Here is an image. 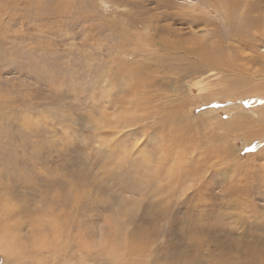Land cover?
Here are the masks:
<instances>
[{"label": "rangeland", "instance_id": "374dc122", "mask_svg": "<svg viewBox=\"0 0 264 264\" xmlns=\"http://www.w3.org/2000/svg\"><path fill=\"white\" fill-rule=\"evenodd\" d=\"M263 250L264 0H0V264Z\"/></svg>", "mask_w": 264, "mask_h": 264}, {"label": "bare ground", "instance_id": "6f19581e", "mask_svg": "<svg viewBox=\"0 0 264 264\" xmlns=\"http://www.w3.org/2000/svg\"><path fill=\"white\" fill-rule=\"evenodd\" d=\"M233 9H234V8H233ZM231 10H232V8H231ZM193 42H195V41H193ZM198 43H199V42H198ZM201 44H202V43H201ZM199 45H200V44H199ZM147 46H148V45H147ZM148 47H149V46H148ZM181 47H183L182 44H181ZM184 47H185V46H184ZM196 47L199 48L197 45H196ZM200 47H201V46H200ZM185 49H187L188 52H189V51L191 52V50H192V49H190V48H188V47L185 48ZM193 49H195V51H196L195 54H196V53H197V54L199 53V54L201 55V52H202V55L204 54V50H201V51L199 50V51H198V49H196V48H194V47H193ZM199 49H200V48H199ZM138 51H139V50H138ZM149 51H150V50H149ZM192 51H193V50H192ZM190 52H189V54H190ZM192 53H193V52H192ZM193 54H194V53H193ZM144 55H145V54H144ZM147 56H148V55H147ZM168 57H169V56H168ZM203 57H204L206 60H212V57H211V56L203 55ZM147 58H148V57H147ZM187 58H188V57H187ZM188 59H189V58H188ZM180 60H183V59L181 58ZM184 61H185V60H184ZM184 61H183V62H184ZM152 64H153V63H152ZM185 64H186V63H185ZM147 65H148V64H146V67H148ZM151 66H152V65H150V67H151ZM143 67H145V65H144ZM152 69H153V68H152ZM183 69H184V68H183ZM137 70H138V69H137ZM187 70H188V69H187ZM151 71H152V70H151ZM155 71H156V70H155ZM139 72H140V71H139ZM156 72H157V71H156ZM185 72H186V71H185ZM140 73H141V72H140ZM142 73H143V72H142ZM154 73H155V72H154ZM182 74H183V73H182ZM246 146H247V145H246ZM253 150H254V149H253ZM258 155H259V154H258ZM7 228H8V227H7ZM127 245H128V243H127ZM130 245H131V244H130ZM133 249H134V248H133ZM137 251H139V250H137ZM263 251H264V250H263ZM116 252H117V251H116ZM134 252H135V251H134ZM113 253H114V251H113ZM122 253H123V252H122ZM125 253H126V252H124L123 254L125 255ZM130 253H131V252H130ZM136 253H137V252H136ZM139 253H140V252H139ZM126 255H127V254H126ZM140 255H141V253H140ZM263 255H264V254H263ZM127 256H128V255H127ZM128 257H129V256H128ZM120 258H121V257H120ZM130 258H131V257H130ZM122 259L124 260V258H122ZM119 260H120V259H119ZM123 260H122V262H123ZM125 260H126V258H125ZM130 260H132V259H130ZM130 260H129V262H130ZM134 262H135V261H134ZM123 264H124V263H123ZM130 264H131V263H130ZM137 264H139V263L137 262ZM172 264H173V263H172Z\"/></svg>", "mask_w": 264, "mask_h": 264}]
</instances>
